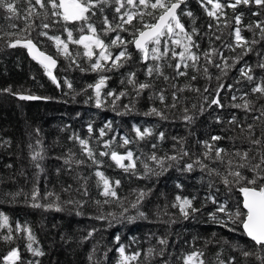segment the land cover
Listing matches in <instances>:
<instances>
[{
	"label": "trees",
	"instance_id": "16d2710c",
	"mask_svg": "<svg viewBox=\"0 0 264 264\" xmlns=\"http://www.w3.org/2000/svg\"><path fill=\"white\" fill-rule=\"evenodd\" d=\"M17 7L21 12L19 19L9 18V14L0 9V35L9 31L19 32L24 27L22 17L28 7L26 0H19ZM187 7L197 18L195 26L200 35L194 39L200 45L199 53L215 48L222 52L225 58H229V64L233 63L230 58L238 56L241 49L237 48L233 52L227 47L233 43V38L229 35L231 27H224L221 23L219 28L214 26L209 29L208 24L215 25L216 21L206 15L197 0H187ZM241 11L244 13L245 24L264 20V13L260 17L252 15V12L257 11L255 7L249 9L241 6L237 12ZM227 12V19L231 21L232 10L227 9ZM105 14L109 19L114 15L111 8H106ZM34 20L37 26L52 23L51 19L45 21L42 17ZM145 20L148 21L150 18L145 17ZM181 22L186 28L190 29L192 26L191 18L187 16H181ZM13 24L18 27L13 29L11 27ZM67 27L75 29L78 26L69 24ZM97 27L99 29L98 22ZM62 29L63 25L52 23L49 29L34 27L31 30L33 41L38 42L42 50L59 61L55 75L62 82L61 88L52 83L43 67L30 57L27 49L8 48L4 41L0 40V89L11 87L13 92L51 98L20 100L17 96L0 92V212L9 216L13 227L16 222L30 226L39 241V246L45 252L43 257H32L25 249L26 240L21 233L19 234L21 238L13 244L0 241V255L6 253L10 247L19 246L25 262L39 259L40 264H118L120 254L117 249L124 246L127 254L140 253L139 259L132 264H163L164 261L168 264H182L181 257L194 250L204 253L205 264H218V259L224 260L225 264L230 260L232 264H264V261L257 259V256L264 257V251L246 237L239 227V221L232 223L224 213H217L215 220L212 218L211 214L216 212L217 205L207 199L209 196H214L219 202L227 201V207L231 211H235L242 199L236 188L231 191L225 188L220 176L209 175V169L212 168L226 174V164L213 162L202 156L205 151L203 141L214 143L216 147L224 148L228 153L252 149L251 156L260 150L261 146L251 144L250 140L261 138L264 134V117L255 119L261 115L264 98H260L259 94H251L253 84L241 79L237 71L245 61L255 65L259 57L249 53L236 64L235 68L224 75L220 68L215 67V63H222L219 57L214 55L215 63L208 64L201 56L199 71L190 67L185 70L188 73L186 76H176L174 70L167 67L168 63L175 64L176 61L166 59L162 63L165 64L164 71L170 79L165 81L163 77H148L140 53L132 45H128L132 60L119 70L107 72L106 75L110 79L107 81V87L102 90L103 93L109 90L117 93L125 91L128 95L116 101L115 109L112 107V97H108L103 106L98 108L95 106L94 92L87 88V85L95 83L99 74L90 70L82 72L75 65L69 69V61L56 53L53 42L38 35L41 31H47L49 35H61L63 38L66 37V33ZM77 34L74 31V36ZM114 35L115 33H110L104 37L105 41ZM121 35L129 37L128 33ZM216 35L221 36V39L216 40ZM242 35L249 39L253 38L252 31L244 30ZM70 49L74 53L83 51L82 47L77 45H70ZM255 51L264 54V40L254 46ZM77 62L86 69L89 67L86 58L79 57ZM151 63L149 61V64ZM205 66L208 68L207 76L203 72ZM129 71L136 73L138 81L151 82L153 87L137 97L132 85L126 83ZM254 71L257 78L264 77V71L260 69ZM193 75L196 76L195 80L191 79ZM64 79L72 83V89L63 85ZM237 79H240V83H236ZM122 80L125 83H121ZM220 84L225 85L220 93L224 108L219 109L215 106L208 108L204 103V97L208 96L211 99ZM228 85L233 87L229 90ZM205 88L208 92L204 91ZM181 89L183 91H180ZM161 90L166 97L164 104H161L155 95ZM173 92L179 97L177 107H165L173 102ZM245 93L249 94L247 99L255 102V111H245L231 106L243 103L240 97ZM233 95L237 97L236 100L231 99ZM89 96L92 99H89ZM126 104L134 105L133 111L126 112L123 107ZM193 105L196 107L193 108ZM201 105L205 107L202 114L197 111ZM151 107L163 110L167 119L145 115ZM184 108H188L189 112L185 113ZM186 114L195 116L192 123L183 119ZM233 116L236 123H229ZM216 117L220 118L219 123ZM108 122H111L112 130H106L107 135L99 137V129ZM89 124L93 128L91 134L87 130ZM250 124L253 126L251 132L254 136H250L248 129ZM134 126L140 127L141 130L152 128L154 133L163 132L165 139L160 141L153 135L140 141L135 136ZM73 135L89 139L92 147L98 151H105L103 141L115 136L113 150L121 154L131 150L135 157H139L135 174L123 171L107 156L97 157L103 162L99 170L109 178L121 181L116 189L119 201L109 198L108 204L103 203L105 197L96 186L95 167L91 166V162L88 166L77 167L74 163L71 166L65 165L63 159H60L65 157L70 149L76 153L77 159L85 158L78 142L69 139ZM125 135L133 142L127 146H120L121 137ZM213 135H219L222 139L213 142L210 140ZM174 137L176 139H173ZM4 141L10 143H3ZM37 141H40V144H37ZM181 143L189 151V156L184 157L179 166L169 161L168 163L173 166L166 171L156 169L160 175L145 176L141 161L145 160L148 154L156 152L158 156L173 155L181 147ZM152 144L157 145L156 149L151 147ZM33 149L42 150L44 159L33 161L30 158ZM229 158L238 160L236 157L225 156V160ZM197 159L203 160L209 169L202 171L195 163ZM36 163L41 165L43 171L36 167ZM127 163L128 161H125V164ZM185 163H193L194 170L184 171ZM81 176L88 177L87 196L82 195ZM142 176L144 178H140ZM178 184L182 187L178 188ZM37 188L40 195L35 202L42 205L52 203L54 197H47L46 193L54 192L59 195V204L63 210L31 206L34 203L31 195ZM66 188L68 191H63ZM140 190L151 191L137 208H133L131 205L135 203ZM177 195L195 197L193 204L200 211L185 218L178 207L172 206ZM69 199L86 203L80 208L78 204L65 203ZM97 200L101 201V204H96ZM123 208H127L128 211L121 215ZM78 211L82 214L77 215ZM138 212H144L146 218L140 217ZM109 213H115V218L108 216ZM100 215L108 218L97 219ZM129 216H135L136 219L129 221L127 219ZM90 232L93 233L91 236ZM0 234H3V230H0ZM116 236L120 237L119 243L116 242ZM160 239H165L167 244L161 245L158 242ZM149 248L154 249L152 256L147 255ZM161 249H166L162 257L159 255ZM245 251L252 252L253 255L245 257L243 255Z\"/></svg>",
	"mask_w": 264,
	"mask_h": 264
},
{
	"label": "snow or ice",
	"instance_id": "6c2138e0",
	"mask_svg": "<svg viewBox=\"0 0 264 264\" xmlns=\"http://www.w3.org/2000/svg\"><path fill=\"white\" fill-rule=\"evenodd\" d=\"M19 0H0V9L6 11L9 14V18H21L20 9L17 7ZM27 9L26 14L23 15L24 27L17 31L4 32L0 35V40L4 41V44L8 48L23 47L27 49L31 58L37 61L44 69L45 74L56 85L57 88L62 87V82L54 74V69L57 67L58 60L53 55L47 54L46 51H42L38 47V42H34L31 38V30L34 27H42L43 29H49L52 27V23L63 25L62 31L66 33V37L61 35H49L47 31H41L38 35L46 37L52 41L56 50V53L63 56L69 61L68 68L71 69L73 65L79 68L80 71H92L99 74V78L95 83L88 84L87 88L92 89L95 95V106L100 108L108 97H112V107L115 109L116 101L122 97L128 95L127 92L121 91L119 93L109 90L107 93H103V89L107 87V81L110 79L106 75L107 72L112 70H119L125 67L132 60V53L128 50V45H132L139 53L140 59L145 64V73L148 77H163L165 81L170 79L165 74L163 61L175 60V64L168 63L167 67H170L176 73V76H186L188 73L185 71L188 68H193L199 71V62L201 56L208 64H214L213 56L219 57L222 63H215V67L220 68L224 75H227L228 71L235 68L236 64H239L241 60L249 53H253L259 57L255 65L249 64L247 61L244 62L243 66L237 69L241 79L253 84L250 89L251 94H259L260 98H264V77L257 78L254 69H260L264 71V54L259 51L254 52V46L259 44L261 40H264V20H258L256 22L244 23V13L237 12V9L241 6L251 9L255 7L257 11L252 12L253 16L260 17L264 13V0H197L200 7L204 10L209 18L216 21V24H208V28L211 29L214 26L219 28L222 23L224 27H231L229 35L233 38V43L227 45V47L235 52L237 48L241 49L240 54L235 57H231L233 63L229 64V58H225L223 53L218 49H211L199 53L200 45L194 39L200 35L199 30L195 26L196 16L188 9L187 0H26ZM184 5L182 8L181 6ZM111 8L114 15L112 19L105 14V9ZM141 8L143 10H141ZM227 9L232 10V20H228ZM179 10V12H178ZM99 13V16H97ZM181 16H187L191 18V28H186L185 24L181 22ZM42 17L43 20H52V23H42L41 25H35L34 18ZM96 19H93V18ZM145 17H149L150 20L146 21ZM99 23V29L97 27ZM136 22V23H134ZM73 24L78 27L69 28L67 25ZM13 29L17 28L18 25H11ZM244 30L252 31L253 38L249 39L242 35ZM256 30H259L258 32ZM74 31L78 33L74 36ZM110 33H115L107 42L104 37L109 36ZM121 33H128L129 37L126 38ZM259 37V38H256ZM216 40H220L221 36L216 35ZM70 45H77L82 47L83 51H74L70 49ZM181 49L177 51L176 49ZM118 49V51H113ZM195 49V50H194ZM83 57L89 63V67L86 69L77 62V58ZM149 61L152 63L149 64ZM184 69V70H182ZM204 74L207 76L208 68H203ZM174 78V77H173ZM211 79L210 76H208ZM192 80L196 79V76L191 77ZM219 79V77H217ZM121 83H125L124 80ZM126 83L132 85L136 96H140L144 91L153 87L151 82L138 81L136 73L129 71L126 77ZM236 83H240V79H237ZM63 85H66L68 89H72L73 85L67 79L63 80ZM175 87V85H173ZM230 90L233 85H228ZM225 88V85L220 84L216 89L214 95L209 99L208 96L204 97V103L208 108L215 106L216 108H224V104L221 102L220 93ZM199 92L200 89H193ZM180 91H183L181 89ZM208 92V89H204ZM0 92H7L13 96H17L20 100H40V99H51L50 97H40L32 94H22L19 92H13L11 87L0 89ZM161 104L165 102V95L163 90L155 94ZM249 94L245 93L244 96L240 97L243 103L231 105L234 108H240L245 111H255L254 101L247 99ZM89 99H92L89 96ZM176 92L172 93V103L165 105V107L176 108L177 107ZM232 100H236L237 97L233 95ZM126 112H131L134 109V105H124ZM196 106L193 105V108ZM200 114L205 111L204 105L197 110ZM184 112L188 113L189 109L184 108ZM145 115H155L161 119H167L164 111L157 108L151 107ZM264 117V105H261V115L255 117L260 119ZM183 119L192 123L195 119L194 115H184ZM216 121L219 123L220 118L216 117ZM229 123H236V119L233 118ZM252 125H248L250 136H254L251 132ZM88 133L93 132L92 125H88ZM112 130L111 122L105 124L103 128L99 129V137L107 135V131ZM135 136L138 140L143 141L148 137L155 135L158 140L162 141L165 139L163 132L154 133L152 128H145L141 130L140 127H133ZM37 133L39 130H36ZM70 140L78 142L79 148L83 157L81 159L76 158V153L72 152L71 149L68 151L63 159L65 165L71 166L73 163L79 167L81 165L88 166L91 162V166L95 167L94 176L96 179L97 188L101 189L100 194L105 197L104 204H108L111 200L119 201L120 197L117 194L116 189L120 186L121 181L119 179H111L105 175V173L99 170L102 165V161L97 157H109L117 167L123 169L125 172H132L135 174L137 167V160L139 157H135L133 151L127 150L121 154L116 150L112 149V144L115 141V136L111 139L103 141V148L105 151H98L94 149L90 144L89 139L81 138L78 135L69 137ZM173 139H176L175 137ZM222 137L219 135H213L210 140L213 142L221 140ZM126 135L121 137V145L127 146L132 143ZM3 143H10L4 141ZM205 151L202 153L204 159H211L213 162H220L226 164V174L222 173L216 168L209 169V166L201 159H197L195 163L200 166L201 170L209 169V175L215 174L221 177V182L225 185L228 191L236 188L242 194V201L238 204L235 211H231L227 207V201L219 202L214 196H209L207 199L211 200L213 204L217 205L216 212L212 213V218L217 219V213L226 214L228 220L232 223L239 221V227L242 228L243 233L254 242V245L260 246L261 250L264 251V134L261 138L251 139L250 143L253 145L261 146L260 150L250 156L252 149L248 150H236L234 153H228L226 149L216 147L214 143L209 141H203ZM40 144V141H37ZM31 148L32 145H29ZM151 147L156 149L157 145L152 144ZM214 153V155H213ZM189 156V151L181 147L173 155L165 154L158 156L156 152H151L145 157V160L141 161L143 168L145 169V176L147 175H160L156 169L160 171H166L167 168L172 167L169 161L175 162L179 166V162L184 157ZM225 156L236 157L238 160L229 158L225 160ZM33 161L44 159L42 150H35L30 157ZM125 161H128L125 164ZM155 165V167H153ZM11 167V165H8ZM38 169L41 168L39 163H36ZM179 170V168H178ZM184 171L192 172L194 170L193 163H185L183 167ZM59 171V170H58ZM140 178H144L143 176ZM80 179L83 181L81 185L82 195H88L87 182L88 177L81 176ZM211 186V183H210ZM70 187V186H69ZM182 187V185H177ZM77 189V191H81ZM63 191L67 192L68 189ZM144 190H140L137 194L136 201L131 205L133 208H137L139 204L143 202L145 197L149 194ZM39 189H34L31 199L34 202L31 206L33 207H44L46 209H55L56 211H62V207L59 204L60 197L54 192L46 193L47 197H54L52 203L42 205L37 203L39 197ZM195 197H181L177 195L175 197V203L173 207H178L181 214L188 218L190 214L200 211L199 208L193 204ZM67 204H78L80 208H83L86 201H74L67 200ZM96 204H101V201H95ZM242 204V207H241ZM123 207V205H121ZM246 210V211H245ZM128 211L127 208H123L121 215ZM79 211L77 215H81ZM138 215L142 218H146L144 212H138ZM108 216L115 218V213H109ZM107 216L100 215L97 219H107ZM129 221H134L135 216L127 217ZM227 226V225H225ZM0 230H3V234H0V241L7 244H13L18 238H21L19 234L23 233V238L26 240L25 249L31 253L32 257L38 258L43 257L45 252L39 246V241L34 234L32 228L26 224L22 225L16 222L15 227L10 223L8 215L0 212ZM235 231L236 229H232ZM95 231V230H93ZM93 233L90 232L89 236ZM116 242L119 243L120 237L116 236ZM161 245H166L165 239L158 241ZM94 251V250H93ZM117 251L120 254L118 264H132L133 261H137L140 257L139 252L127 254L124 246H120ZM166 249H161L159 255L162 257ZM154 249L149 248L147 255L152 256ZM106 255V254H105ZM245 257L253 255L252 252H243ZM91 260L92 257L90 256ZM257 259L264 261V257L257 256ZM182 264H205L204 253L199 250H194L191 253L181 257ZM0 264H40L39 259H32L24 261L21 254V248L19 246L10 247L9 250L0 255ZM163 264H168L164 261ZM218 264H225L224 260L218 259ZM228 264H232L230 260Z\"/></svg>",
	"mask_w": 264,
	"mask_h": 264
},
{
	"label": "water",
	"instance_id": "95a60500",
	"mask_svg": "<svg viewBox=\"0 0 264 264\" xmlns=\"http://www.w3.org/2000/svg\"><path fill=\"white\" fill-rule=\"evenodd\" d=\"M178 12H179V10H178ZM39 47V46H38ZM17 48V47H16ZM135 49V48H134ZM42 50V49H41ZM136 50V49H135ZM42 51H44V50H42ZM137 51V50H136ZM138 52V51H137ZM47 54H49L48 52H46ZM51 55V54H50ZM31 57V56H30ZM55 58V57H54ZM35 61V60H34ZM37 62V61H36ZM38 63V62H37ZM58 67H59V61H58V64H57V67L53 70L54 71V73L58 70ZM241 199H242V194H241ZM246 211V210H245ZM247 237V236H246ZM248 238V237H247ZM250 241H251V239L250 238H248ZM253 242V241H252ZM254 243V242H253Z\"/></svg>",
	"mask_w": 264,
	"mask_h": 264
}]
</instances>
